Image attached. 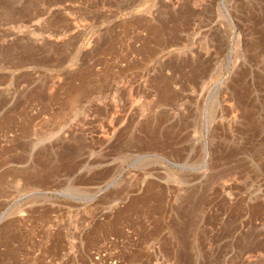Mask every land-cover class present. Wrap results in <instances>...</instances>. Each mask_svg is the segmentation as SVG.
<instances>
[{
    "label": "rangeland",
    "instance_id": "rangeland-1",
    "mask_svg": "<svg viewBox=\"0 0 264 264\" xmlns=\"http://www.w3.org/2000/svg\"><path fill=\"white\" fill-rule=\"evenodd\" d=\"M0 264H264V0H0Z\"/></svg>",
    "mask_w": 264,
    "mask_h": 264
},
{
    "label": "bare ground",
    "instance_id": "bare-ground-1",
    "mask_svg": "<svg viewBox=\"0 0 264 264\" xmlns=\"http://www.w3.org/2000/svg\"><path fill=\"white\" fill-rule=\"evenodd\" d=\"M72 95V94H71ZM76 99V98H75ZM155 197V196H154Z\"/></svg>",
    "mask_w": 264,
    "mask_h": 264
}]
</instances>
